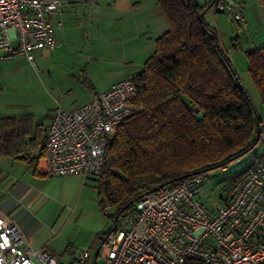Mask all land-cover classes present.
<instances>
[{"label": "trees", "instance_id": "obj_1", "mask_svg": "<svg viewBox=\"0 0 264 264\" xmlns=\"http://www.w3.org/2000/svg\"><path fill=\"white\" fill-rule=\"evenodd\" d=\"M154 2L167 30L154 40V51L141 70L129 77L138 111L108 141L105 163L94 177L99 210L113 225L154 188L223 169L260 139L261 120L220 46L218 32L205 22L204 11L212 2ZM245 56L264 104V48ZM34 126L30 115L0 118V158L23 162L38 175L46 128ZM244 178L240 174L222 185L219 199L226 203L221 193L238 189Z\"/></svg>", "mask_w": 264, "mask_h": 264}, {"label": "built area", "instance_id": "obj_2", "mask_svg": "<svg viewBox=\"0 0 264 264\" xmlns=\"http://www.w3.org/2000/svg\"><path fill=\"white\" fill-rule=\"evenodd\" d=\"M218 14L243 22L241 0H214ZM62 0H0V51L32 61L33 52L58 48L55 15ZM130 78L114 82L87 104L58 106L46 128L47 177H95L105 163L108 141L138 109ZM206 176L193 175L141 196L102 244L103 264H264V161L248 172L234 196L209 210L200 195ZM98 254V255H99ZM89 251H79L87 264ZM0 264H58L28 244L0 203Z\"/></svg>", "mask_w": 264, "mask_h": 264}, {"label": "rangeland", "instance_id": "obj_3", "mask_svg": "<svg viewBox=\"0 0 264 264\" xmlns=\"http://www.w3.org/2000/svg\"><path fill=\"white\" fill-rule=\"evenodd\" d=\"M130 1L139 4H137L139 6L137 11H126L128 0H120L122 6L120 12L117 10L110 17L113 20L109 21L108 19L105 22L108 24L106 29L117 36L106 39L95 38L91 41L84 37V33L93 28L92 22L95 23L94 17L96 15L92 13L94 6L98 5L99 9L102 10L104 7L107 8L108 4L111 5L113 0H66L68 6L73 5L76 12L67 45L70 51L68 54L62 55L69 59L59 60L55 58L57 53L65 52L63 48L66 45L63 47L60 45L49 52H33L31 62L23 56H15V58L10 59L7 70L18 72L23 79V85L14 89L8 86L9 84L4 85V93L6 94L0 95L1 99L6 104L13 103L16 107L13 110H16L17 115H30L34 127L38 124L47 126L52 117L58 90H63L68 85L74 87V82L69 77V74L74 72V65L83 63V66H87L88 74L91 77H96L97 81L103 72L112 76L120 74L123 65L122 71L128 72L127 74L139 72L149 57V10L150 5H154L155 2L154 0ZM195 2L201 6H208L211 0H195ZM207 9L204 15L205 22L212 28H225L222 32L223 38L232 37L235 34L234 29H238V23L230 20L229 16L216 14L213 8ZM136 16L142 21H146V24L142 25V21L138 22L137 19H134ZM160 17L164 20L162 16ZM77 91L76 87L75 93ZM83 99L84 97L77 96L74 100H66L63 105L69 109L73 102L82 103ZM259 145H264V136L262 135ZM256 154V151L247 153L227 165L223 168L224 170L218 169L206 173L200 195L207 208L214 209L216 205L224 204V201L219 199V191L222 185L247 170ZM29 176L28 166L25 163L14 162L9 158H0L1 192L3 189H7L4 187L13 178L24 182ZM95 187V178L89 177L83 187L79 205L71 218L67 237L58 236L45 249V252L57 259L58 264H78V253L84 250L89 251L87 264H103V259L100 256L102 250L97 258H95V251L105 235L112 229L113 223L100 212ZM236 191L237 188L227 194L221 193V195L225 196V200L228 201Z\"/></svg>", "mask_w": 264, "mask_h": 264}, {"label": "crops", "instance_id": "obj_4", "mask_svg": "<svg viewBox=\"0 0 264 264\" xmlns=\"http://www.w3.org/2000/svg\"><path fill=\"white\" fill-rule=\"evenodd\" d=\"M62 1L66 2V0ZM117 2L118 0H113L111 5L108 4L107 8L104 7L102 10L99 9L100 7H98V5L94 6L92 13L96 15L94 17L95 23L92 22L91 25L93 28L84 33L85 38H89L93 41L95 38L106 39L107 37L114 38L117 36L109 31V29H106L108 24L105 23L108 19L109 21L113 20L110 18L112 14L117 10L119 11L122 9L120 0L118 3ZM211 2H214V0H211ZM241 3L243 22L238 23V29H234L235 34H233L232 37L226 36L229 38H223L222 32H224L225 28L213 27V29L218 32L220 46L230 60L234 72L249 96L251 103L261 120L260 127H262L264 126V104L261 103L259 95L255 91L248 75L245 52L264 48V4H260L259 0H241ZM137 4L138 3L136 2L134 3L133 1L131 2L128 0V7L125 10H131L132 12L137 11L139 9V4ZM150 7L149 57L154 51V40L167 30L165 19H161L160 16L162 15L157 11L155 4L150 5ZM211 8H213V6ZM75 15L76 12L73 5L68 6L67 3V7L54 17L55 21H62L63 23L61 28L55 29L59 45H62V47L66 45L64 46L65 48H63V51L65 52L55 53L56 59H69L67 56L63 57L62 55L68 54V51H70V48H68L67 45L70 38V32L73 29V18ZM134 19H137L138 22L142 21L141 18H137V16ZM229 19L232 20L230 17ZM145 22L146 21H142L141 24H146ZM40 55L42 54L40 53ZM12 58H15V56H8L4 51H0V95L6 94L4 93V85L6 86L9 84L8 86L13 89L19 88L23 85V79L18 72L7 70L10 59ZM82 64L74 65L73 74L72 72L69 74V77L72 78L74 82V87L68 85L65 89L58 90L59 92L55 99L54 110L58 106L65 107L63 102L71 99L74 100L77 96L84 97L82 103L73 102L69 109H74L77 106L87 104L91 101L94 94L107 90L114 82L120 79L129 78L134 75L122 71L123 65L121 66L120 74L112 76L107 72H103L101 78L97 81L96 77H91L90 74H88L87 66H83ZM76 87L78 91L75 93ZM13 109H16L13 103L6 104L0 97V118H18L28 115H17L16 110ZM47 126L44 127L47 128ZM261 135L264 136V128H261L259 131L260 139L257 145L249 152L256 151L257 154L253 156V161L251 162L250 167L242 172V174H245V178L250 170L261 161H264V149H262L264 148V145H259ZM43 165L44 156L38 161V175H34L28 169L30 176L24 180V182H21V180H17L16 178L10 180V182L4 187H7V189H3L2 192L0 191V203L7 210V214L15 217V222L25 235L30 247L35 250L45 251L48 244L52 243L58 238V236L64 238L67 237L69 226H71V218L79 205L83 193V187L88 178H82L80 176L47 177L41 170Z\"/></svg>", "mask_w": 264, "mask_h": 264}, {"label": "water", "instance_id": "obj_5", "mask_svg": "<svg viewBox=\"0 0 264 264\" xmlns=\"http://www.w3.org/2000/svg\"><path fill=\"white\" fill-rule=\"evenodd\" d=\"M212 5H213V2H212V4H211L210 6H212ZM204 12H205V11H204ZM201 117H202V114H198V115H197V119H200ZM257 137H259V129H257ZM195 174H196V173H193L192 175H195ZM188 177H189V175H188V176H184V177H182V179H185V178H188ZM167 184H168V183H167ZM165 185H166V184H165ZM161 186H164V185H160V186L154 188V190L160 188ZM115 227H116V224H114V225L112 226L111 231H114ZM104 241H105V238L102 240L101 245L96 249V251H95V258H97L98 254H99V251H100V249H101L102 244L104 243Z\"/></svg>", "mask_w": 264, "mask_h": 264}]
</instances>
